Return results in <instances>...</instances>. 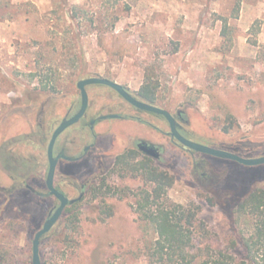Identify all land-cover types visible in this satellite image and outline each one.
I'll list each match as a JSON object with an SVG mask.
<instances>
[{
  "label": "rangeland",
  "instance_id": "1",
  "mask_svg": "<svg viewBox=\"0 0 264 264\" xmlns=\"http://www.w3.org/2000/svg\"><path fill=\"white\" fill-rule=\"evenodd\" d=\"M108 1L0 0V264H32L34 234L58 203L42 195L51 136L45 126L55 112L62 118L79 108L80 69L132 93L150 76L158 82V106L185 114L180 132L186 138L243 157L264 155V0H243L238 17L231 16V0H130L115 27L106 16ZM74 4L83 5L86 18L72 22L59 10ZM90 16L97 18L96 30L87 25ZM43 81L56 84L58 94L31 104L28 90ZM87 92L85 120L60 135L57 151L75 155L92 142L96 149L72 173L59 171L58 182L69 198L78 197L82 182L100 176L111 190L85 195L41 238L42 264H147L145 244L154 234L136 205L141 189L153 184L141 173L112 170L136 137L161 144L163 159L152 158V164L174 177L168 198L199 206L198 217L211 229L208 242L223 243L233 234L219 202L226 194L241 197L264 187V164L188 149L171 138L162 116L132 108L106 85H88ZM68 95L77 105L69 108ZM111 112L137 114L149 125L103 119L93 139L86 122ZM20 136L25 143H15ZM143 157L136 152V161ZM11 173L28 176L29 187ZM246 222L238 224L245 234Z\"/></svg>",
  "mask_w": 264,
  "mask_h": 264
},
{
  "label": "trees",
  "instance_id": "2",
  "mask_svg": "<svg viewBox=\"0 0 264 264\" xmlns=\"http://www.w3.org/2000/svg\"><path fill=\"white\" fill-rule=\"evenodd\" d=\"M129 1H108L112 8L107 9L106 16L111 27H115L118 22V12L120 10L130 9ZM242 1L231 0L232 17H238ZM63 4H67V0H63ZM63 7L60 6L59 10L64 11L72 22L76 21L81 15L84 18L87 16L83 5L74 4ZM87 19L89 21L87 25L90 29L96 30L94 23L97 18L90 16ZM92 30H89V32ZM66 33H70L69 30ZM73 34L72 38L76 40L81 36L80 33L73 32ZM74 60V58H71L72 62ZM80 60L86 63L83 56ZM31 75L38 76L39 74L34 72ZM93 75L97 74L80 69L77 78L80 80ZM47 83H49L48 80ZM157 92L158 82L152 77L146 76L141 87L132 94L140 100L158 105ZM27 94L31 104L39 105L48 96L58 94V89L56 84L51 83L49 87L43 81L40 87L30 88ZM66 98H68L69 108L77 105L75 97L68 95ZM179 113L175 115L177 119L180 122L186 121L185 114L183 112ZM61 116L55 112L52 123H50L51 120L46 121V133L52 132L55 121L60 119ZM15 143L25 142L20 136L19 138L16 137ZM135 157L136 152L132 149L124 150L116 156L112 170L119 168V170L132 173H141L140 175H143L146 182L153 184L151 189H141L136 205V210L144 221L146 229L151 230L154 234V237L145 244L147 264H264V187H256L241 197L233 193L223 196L219 204L230 221L233 234L225 238L223 243L213 244L208 242L212 238L211 229L198 217L199 206H185L168 198L167 190L173 184L174 177L168 171L153 165L152 158L144 156L141 160L136 161ZM200 175L201 178L208 177L205 171L201 172ZM10 177L28 186V176L11 173ZM42 181L45 187V179H42ZM59 185L61 186L60 183ZM104 187L107 191L111 190L110 186L105 185L104 176L93 179L89 182L84 196L80 200L69 203L61 217L71 211V208L75 207L85 195L98 197ZM45 190L46 192L42 195L50 196L46 187ZM242 219H245L246 223L249 224L248 228L250 230L247 231V234H245L246 231L238 227Z\"/></svg>",
  "mask_w": 264,
  "mask_h": 264
},
{
  "label": "water",
  "instance_id": "3",
  "mask_svg": "<svg viewBox=\"0 0 264 264\" xmlns=\"http://www.w3.org/2000/svg\"><path fill=\"white\" fill-rule=\"evenodd\" d=\"M90 84L107 85L113 88L115 91H117L118 94H120L127 102H129L131 105L135 106L136 108H139L141 110H145L151 113H155L158 115H162L169 124V133L171 137L175 139L179 144L183 145L184 147L188 149H191L196 152H201V153L209 154L212 156L220 157V158L235 160L244 165L252 166V165L264 164V155L256 156V157H243L237 153L211 147V146H207V145L197 143L195 141H192L186 138L179 131L177 127L176 118L171 111L161 106H158L156 104L146 102V101L136 98L135 96L131 94L129 90H127V88H125L124 85L114 80L101 77V76H89V77L80 79L77 82V87L80 90V96H81L80 107L74 115L61 121L60 124L54 129L50 137L48 146H47V159H48L49 166H48V172L46 176V187L49 193L55 196L59 200V205L55 208L54 211H52L49 214V217L43 223L42 227L39 228L34 234V237L32 240V264H42L41 257H40L41 238L47 232H49L51 228L55 225V223L59 220L65 207L69 203H73L81 198V196H78L76 198H69L55 187L54 179H55L58 157L54 155V146H55L56 140L59 137V135L65 129L77 123L86 113V110L88 108V103H89L87 86ZM109 116H114V115H109ZM104 117H107V116H104ZM140 146L146 154L154 158L159 157V153L157 152V148L155 146H152L149 144H146V145L140 144Z\"/></svg>",
  "mask_w": 264,
  "mask_h": 264
},
{
  "label": "flooded vegetation",
  "instance_id": "4",
  "mask_svg": "<svg viewBox=\"0 0 264 264\" xmlns=\"http://www.w3.org/2000/svg\"><path fill=\"white\" fill-rule=\"evenodd\" d=\"M91 85V84H90ZM104 85V84H102ZM107 86V85H106ZM109 87V86H108ZM111 88V87H110ZM113 89V88H111ZM114 90V89H113ZM115 91V90H114ZM117 94L118 92L115 91ZM132 94V92H131ZM126 103H128L132 108L136 109V110H140V111H145V110H141L139 108H136L135 106L131 105L129 102H127L120 94H118ZM133 95V94H132ZM89 96V94H88ZM134 96V95H133ZM136 97V96H135ZM137 98V97H136ZM80 104H81V96H80ZM80 107V105H79ZM88 108H89V103H88ZM87 108V110H88ZM79 109V108H78ZM78 109L70 114V113H67L66 115H64L61 120L59 121V123L53 128L52 132H51V135L54 131V129L60 124L61 121H63L64 119H67L69 117H71L72 115H74ZM87 110H86V113H87ZM148 112V111H147ZM179 112H182V111H179ZM178 112V113H179ZM86 113L84 114V116L75 124L73 125H76L78 123H80L81 121L85 120L86 118ZM177 113V114H178ZM109 115H114V116H109ZM158 115V114H157ZM179 115H181V113H179ZM104 116H107V117H104ZM162 116V115H160ZM175 116V115H174ZM163 117V116H162ZM164 118V117H163ZM176 118V122H177V127L180 130H182L181 128V122L177 119V117L175 116ZM103 119H131V120H134L138 123H141V124H147L149 125L148 121H145L143 118H141L139 115L137 114H121V113H104V114H100V115H97V116H94V117H91L87 122H86V126L89 128L91 134H92V138L93 139H96L97 138V133L94 131L95 130V127L97 125V123L100 121V120H103ZM73 125H71L70 127H72ZM69 128V127H68ZM67 128V129H68ZM67 129H65L61 134H63ZM96 133V134H95ZM169 133V132H168ZM60 134V135H61ZM170 134V133H169ZM59 135V137H60ZM171 136V135H170ZM51 137V136H50ZM59 137L57 138L56 140V143H55V146H54V155L56 157H58V160H57V165H56V173H55V179H54V183H55V187L60 190L62 193H64L66 196L69 194L68 191H66L65 189H63L60 185H59V182H58V172L61 171L65 174H70L72 173V170L74 167H80V165L84 162L85 158L90 154V152H92V150H95L96 149V142H92L90 144H85L83 145L82 147H79L77 149V153L75 155H67L65 153V148H62L61 150L57 151V142H58V139ZM172 138V137H171ZM173 139V138H172ZM50 140V139H49ZM175 140V139H173ZM49 143V141H48ZM140 144L142 145H146V144H149V145H152V146H155L157 148V152L159 153V157L157 158H154L148 154H146L144 152V150L141 148ZM48 146V144H47ZM132 150L135 151V152H138L140 153L142 156H147V157H150V158H153L155 160H158V161H161L163 159V148L161 146V144H158V143H154L152 141H150L148 138H144V137H136L133 139L132 141ZM46 156H47V148H46ZM216 157V156H215ZM220 158V157H219ZM225 159V158H223ZM48 161V159H47ZM63 162V163H62ZM71 165H70V164ZM66 164H69L68 166H66ZM49 166V164H48ZM47 172H48V169H47ZM47 176V174H46ZM59 187H58V186ZM89 185V182H82L80 184V190H79V195L78 196H84V194L86 193V189H87V186ZM29 187V186H28ZM45 187H46V178H45ZM73 188L75 189V187L73 186ZM47 189V187H46ZM47 192L50 196H53L49 193L48 189H47ZM55 197V196H53ZM68 197V196H67ZM80 198V199H81ZM55 199L58 201L57 205H53L50 207L49 209V212H48V217H49V214L55 210V208L59 205V200L55 197ZM78 199V200H80ZM47 217V218H48ZM46 221V220H45Z\"/></svg>",
  "mask_w": 264,
  "mask_h": 264
}]
</instances>
